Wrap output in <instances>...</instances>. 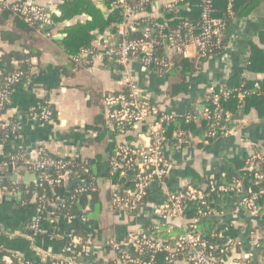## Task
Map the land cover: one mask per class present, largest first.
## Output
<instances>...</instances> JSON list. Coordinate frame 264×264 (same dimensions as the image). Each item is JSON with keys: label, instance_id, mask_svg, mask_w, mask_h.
<instances>
[{"label": "crops", "instance_id": "0c3cea01", "mask_svg": "<svg viewBox=\"0 0 264 264\" xmlns=\"http://www.w3.org/2000/svg\"><path fill=\"white\" fill-rule=\"evenodd\" d=\"M87 1L90 6L86 11L51 25L52 29L42 27L26 32L14 16L1 19L2 6L37 5L49 14L60 16L64 0H0V56L4 52L28 48L41 53L39 59H31V75L18 81L1 117L3 121L17 122L18 130L9 134L7 142L0 143V163L20 149L32 153L42 147L50 154L79 156L102 167L97 175L102 202L100 224L86 226L88 233L93 234L91 247L87 253L75 256L69 255L65 236L67 226L63 220L52 218L49 209H34L35 195L29 203H21V195L17 192L0 188V248L29 264H135L122 260L119 250L112 248L110 242L118 244L126 255L139 258L133 240L129 239L130 234H146L154 239L152 225L170 223L184 229L188 227L190 220L183 214L165 221L154 213V208L163 205L170 194L192 186L190 182L194 179L200 184H208L217 177L227 186L225 170L232 166L235 156L242 158L259 153L264 160V117H258L254 109L247 113L240 111L227 120L233 127L216 139L203 140L194 133L181 145L175 142V137L166 139L163 154L168 162L167 172L162 179L148 183L145 204L134 214L114 210L110 195L133 186L132 174L113 172L105 176L106 171L121 146L137 149L147 145L149 140L146 124L126 125L123 132L114 125H107L103 96L133 85L166 114L187 117L191 113H201L207 95L215 88L224 86L231 77L250 76L247 70L250 47L252 44L264 47L260 42V36L264 34V0H257L249 15L231 21L224 50L209 56L200 69L188 77L187 93L174 97L166 94L165 76L144 67L137 58L126 65L115 59L112 52L116 49L118 37L111 32L114 24L100 30L93 20L94 17L98 19L100 25L105 20L107 22L115 8L114 2ZM176 3V0H150L148 12L137 19H166L171 9H186ZM169 4L173 6L171 9ZM72 26L83 28L81 38L92 36L91 44L95 48V54L81 56L75 63L62 46L68 27ZM142 28H133V31L141 32ZM184 57L194 62L198 60L193 44L186 46ZM257 77L262 79L264 74ZM42 104L54 109L55 120H40L38 108ZM11 168L16 177L25 173L16 167H0V174L9 176ZM72 183L66 181L61 188L51 189L48 201L51 208H58L67 201ZM209 207V214L202 216V220L220 223L224 230L231 228L234 233L235 239L229 242L230 248L225 254L227 264H264V216L256 218L242 203V196L236 193L216 194L209 200ZM33 224L42 227L56 225L58 233L36 235L31 229ZM0 260L12 263L9 257L2 255Z\"/></svg>", "mask_w": 264, "mask_h": 264}, {"label": "trees", "instance_id": "16d2710c", "mask_svg": "<svg viewBox=\"0 0 264 264\" xmlns=\"http://www.w3.org/2000/svg\"><path fill=\"white\" fill-rule=\"evenodd\" d=\"M116 0H108L107 2H115ZM211 1V15L219 18L225 23V28L219 36L210 40L211 46H208V55L221 53L226 47L227 43V29L231 21L235 18L245 17L249 15L257 4V0H210ZM177 6H186L184 10H174L167 15L166 19L160 18H146L144 21L137 19L134 21V28H147L149 31L136 32L133 29L128 31V36L132 38H146L158 40L159 44L156 46L155 55L165 60L168 63L167 67H158L151 65L150 69L165 76L167 81L166 94L169 97H174L179 94L188 92L189 83L188 77L200 69L203 62L208 57L198 56L197 61L188 60L184 57L182 52L175 51L168 55L166 46L170 41L165 38L172 36V41L177 45L185 42L191 36H197L202 28V0H176ZM175 3V2H174ZM19 4L5 5L1 7V19L4 20L8 16L15 17V21L21 24L23 31L29 32L34 29L45 27L46 25L40 22H29L26 18L18 14L14 7ZM90 3L87 0H64L61 5V15L56 16L50 14L52 24L63 22L70 19L83 11H86ZM150 2L145 7V12H148ZM115 7V5H114ZM173 7V6H172ZM122 13L119 8H114L113 12L106 22L102 25L98 19L93 18L94 23L98 25L100 30L114 24L112 33L116 34V24L121 20ZM161 25L162 37L159 36V27ZM67 35L62 41L63 51L69 55L70 60L75 63V58H80L83 50H88L91 54H95V48L92 46V36L87 35L81 38L83 28L81 26L68 27ZM153 30V33L151 32ZM16 38V37H15ZM20 38V37H18ZM82 39V40H81ZM167 41V42H166ZM260 42L264 44V34L260 36ZM41 53L35 48H28L24 51H9L4 52L0 56V143L7 142L9 134L17 132L18 124L13 120L3 121L2 115L5 114L8 106V99L10 94L16 87L18 81L22 78L30 76L33 64L31 59H39ZM247 70L250 73L248 77H231L227 83L222 87L215 88L207 95L204 102V107L210 110L209 116L204 117L201 113L190 114L196 115V121H186V116L173 117V121L164 125L166 139L172 140L177 132L182 131L184 136L189 139V136L196 134L203 140L216 139L225 130L233 127L232 123H228L233 115L240 111L245 113L254 109L258 117H264V78L259 79L257 76L264 74V47L260 48L252 44L250 52L247 57ZM226 93V94H224ZM244 93L242 99L239 94ZM219 96V108L225 111L224 116L219 117V110L215 109L213 104V96ZM2 97V98H1ZM151 106L155 105L149 102ZM157 106V105H156ZM52 113L51 120H55V112L50 107ZM161 113H164L161 111ZM229 120V121H230ZM125 124V123H124ZM214 132L212 137L210 134ZM176 140V139H174ZM176 142V141H175ZM49 156L55 161L66 163L63 173H57L54 169L49 168L45 171H35L39 180L35 185L24 186L13 183L11 180L0 181V188L6 187V190H13L14 187H19L21 190V203H29L35 195L33 203L34 209L50 210L51 217L55 220H63L67 229L65 236L67 237V246L69 248V255L75 256L78 253H87L91 247L90 238L92 237L87 231L86 226L94 227L100 224V214L102 212V202L98 192L97 175L102 171L100 164H95L91 160L82 159L81 157H59L54 154ZM251 156L234 157L232 159V166L225 170V178L228 188L232 187V192L225 194L236 193L237 195L249 196L251 193H257L258 197L253 202L251 211L256 218L264 216V160L258 161ZM1 163H10V157L6 158ZM0 163V164H1ZM252 166V168H250ZM16 168L21 173L27 171L23 167L21 161L16 162ZM110 167L106 171V175L110 174ZM33 172V171H32ZM256 175H260L257 178ZM67 176V180H65ZM61 177L60 183H48V180ZM66 181L73 182L69 191V198L58 208H51L49 206V199L51 198V189L61 188ZM75 182V183H74ZM213 182V181H210ZM208 181V185L210 184ZM239 183V188L236 184ZM216 186L222 185L220 181H214ZM239 189V192L236 190ZM133 186L126 190L115 191L111 193L109 201L110 205L113 194L120 197H131ZM262 191V193H260ZM204 194L206 195V204L186 202L184 204L183 217L190 220L188 227L184 229L182 226H175L170 223L161 225H152L151 229L154 233V239L158 240L163 249L160 251L144 250L143 261L151 262L152 264H183L184 257L187 251H170L175 244L176 239L185 233L187 230L199 234L211 248L208 252L214 258H224L226 252L230 248V243L234 241V233L231 228L224 230V226L220 223L211 220H202L198 214V210L205 212L209 210V200L216 197V192H211L208 187ZM145 204V197L136 202V209L126 211L128 214H134L135 211ZM116 210V209H115ZM117 212L119 210H116ZM193 219H196L193 221ZM166 221V220H165ZM35 225V224H33ZM32 231L36 235H56L58 228L56 225L52 227H42L39 225L32 226ZM32 232V233H33ZM78 239L79 243H75L73 239ZM264 244V240H263ZM223 250V252H221ZM0 255L2 257H9L12 263L9 264H29L27 261L19 259L17 256L5 252L0 248ZM0 264H7L5 260H0ZM50 264V263H45Z\"/></svg>", "mask_w": 264, "mask_h": 264}, {"label": "built area", "instance_id": "2783aa9c", "mask_svg": "<svg viewBox=\"0 0 264 264\" xmlns=\"http://www.w3.org/2000/svg\"><path fill=\"white\" fill-rule=\"evenodd\" d=\"M202 1V28L200 33L197 36H191L180 45H176L172 41V36L164 35L165 38L170 41L166 46L168 55L175 51L182 52L186 55V46L188 44H193L196 48L197 56L208 58L211 56L208 55V46L212 45L210 40L221 36L225 28V23L219 18L211 15L210 0ZM149 2L150 0H116L114 2L115 8L121 10L122 18L116 24L118 43L112 54L121 65H126L131 59L137 58L144 67L150 68L151 65H155L163 68L168 66V63L165 62L164 59L155 55L156 46L159 44L158 40L132 38L128 36V31L134 28V21L139 16L145 15L146 12L144 10ZM168 7L172 6L169 4ZM14 9L29 22H40L44 25L52 24L50 14L37 5H16ZM158 27L159 36H162V26L158 25ZM89 54L90 52L88 50H83L81 56H88ZM75 60H79V58H75ZM243 97L244 93H240L239 98L242 99ZM218 100V94H214L213 104L215 109L219 110L218 116L221 117L224 116L225 111L223 108H219L220 105ZM102 101L105 109L106 124L110 126L114 125L119 132H123L126 125H147L148 144L137 149H130L121 146L117 156L112 159L110 163V173H131L133 184L130 198L120 197L117 194H113L111 200L112 208L119 211H132L136 209V202L145 196L148 183L154 179H162L166 175L168 162L163 154V144L166 141L164 125L173 121L174 115L161 113L158 106H151L148 99L145 96H142L133 85L129 86L126 90H119L105 94ZM38 112L41 121L50 122L52 111L49 105H40ZM209 112L210 110L208 108L203 107L201 114L204 117H208ZM224 118L227 119L225 116ZM196 119V115H188L186 117V121H196ZM226 132L227 130L221 133V135ZM214 135V132L210 134L212 137ZM175 139L179 145L188 141V138L184 136L182 131L175 134ZM252 157L258 161L263 160L262 155L259 153L254 154ZM17 161H21L23 167L29 172L45 171L52 168L57 173H63L64 168L66 167V163L53 160L49 156V152L42 147H39L32 153L20 149L10 157V163H1L0 167H16ZM250 168H252V166H250ZM256 177L260 178L261 176L256 175ZM60 178L61 177L50 179L48 180V183H60ZM208 187H210L211 192L216 193H226L234 190L232 187L228 188L223 184L215 187L213 182H210ZM236 188L239 187L236 186ZM2 190H6V187ZM13 190L21 195L19 187H14ZM236 192H239V189H237ZM248 193L250 194L249 196L242 197V203L251 210L253 208V202L258 197V194L251 193V191H248ZM260 193H262V191ZM188 201L205 205L206 195L204 194V191L199 190L198 188L187 186L185 189H182L175 194H170L163 205L154 208V213L167 221L175 215L180 216L183 214L184 204ZM208 212L209 210L205 212L198 210V214L201 217L207 216L209 214ZM195 220L196 219H193V221ZM129 239L133 240L135 250L140 256L139 258H132L126 255L118 244L114 241L110 242L112 248L119 250L120 258L129 263L152 264L151 262L142 260L144 250L160 251L163 249L158 240H155L146 234H141L140 236H137V234H130ZM73 241L79 243L78 239L74 238ZM210 248L211 246L208 245L199 234L187 230L176 239L174 246L169 248V250L187 251L184 260L182 261L183 264H227L226 257H212L208 252ZM67 249L69 251V248ZM221 252H223V250H221Z\"/></svg>", "mask_w": 264, "mask_h": 264}, {"label": "water", "instance_id": "95a60500", "mask_svg": "<svg viewBox=\"0 0 264 264\" xmlns=\"http://www.w3.org/2000/svg\"><path fill=\"white\" fill-rule=\"evenodd\" d=\"M45 29L46 30H50V29H52V26L51 25H46ZM140 31L141 32H147V31H149V29L142 28ZM151 32L153 33V30ZM8 172L10 174L9 176H8V174H0V181L9 180L10 179L11 181H13L16 184L30 185L32 182L33 183H37L38 180H39L38 176L34 172L27 171L22 176L17 175V177L13 175L12 168ZM11 176H13L12 177L13 180L11 179ZM65 180H67V176H65ZM214 180L215 181H220V179L217 178V177L214 178ZM221 181L223 182V184H226L225 181H223V180H221ZM190 185H192L195 188H198L199 190H202V191H205L207 189V187H208V184H200V182L198 180H195V179L190 182Z\"/></svg>", "mask_w": 264, "mask_h": 264}]
</instances>
